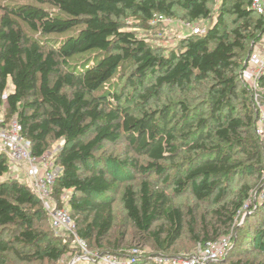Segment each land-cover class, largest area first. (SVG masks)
<instances>
[{"label": "trees", "instance_id": "obj_1", "mask_svg": "<svg viewBox=\"0 0 264 264\" xmlns=\"http://www.w3.org/2000/svg\"><path fill=\"white\" fill-rule=\"evenodd\" d=\"M6 1L0 0V106L6 100L7 121L18 117L34 155L44 156L50 139L63 140L53 196L64 207L61 199L70 192L67 208L88 247L99 254L121 248L118 240L109 242L116 222L110 198L117 192L116 182L97 152L123 138L135 153L147 157L144 165L107 159L131 166L144 177L137 188L127 186L121 194L126 218L138 235L153 241L157 250L169 251L187 231L196 244H204L230 229L253 187L244 185L238 201L227 200V187L249 169L264 171V146L256 135L258 112L242 114L233 103L248 43L264 33V14L252 10L253 0H233L231 10L226 9L230 0H221L206 34L186 36L179 51L167 56L125 30L121 20L131 15L149 25L157 15L175 17L179 8L185 22L197 23L212 19L215 0L2 3ZM227 12L235 16L231 30ZM73 30L55 42L47 39ZM116 77L142 91L144 102H160L166 89L183 97L137 117L122 104ZM9 79L14 92L6 95ZM192 84L205 85L206 115H197L194 100L185 95ZM259 84L264 87V77ZM262 105L264 109V94ZM251 161L256 164L246 165ZM8 174V156L0 151V229L12 227L18 233L6 243L0 234V264H11L6 256L10 253L27 264L57 263L68 252L74 257L75 248L68 250L40 230L46 221L52 227L50 216L27 185L3 182ZM149 175L176 196L193 195L197 212L175 207L167 190L157 188ZM207 205L211 210L199 214ZM209 217L221 228L212 234ZM232 246L217 264H242L231 263ZM124 256L128 264H154L152 254Z\"/></svg>", "mask_w": 264, "mask_h": 264}, {"label": "rangeland", "instance_id": "obj_2", "mask_svg": "<svg viewBox=\"0 0 264 264\" xmlns=\"http://www.w3.org/2000/svg\"><path fill=\"white\" fill-rule=\"evenodd\" d=\"M13 2L32 3L37 5L34 0H8L2 3L7 4ZM220 3L221 1L217 0H215V2H211L213 17L210 20H203L195 23L200 29L207 31L209 26L217 19L220 12ZM232 4L233 0H230L226 9L231 10ZM157 16H155V19L149 25H143L141 21L131 15L123 18L121 22L125 30L134 32L150 47L161 53L163 56H167L173 51H179L181 41L186 36L190 35V32L185 27V24L188 22H185L182 18V10L176 8V16L173 18L164 17V20H159L156 18ZM234 20L235 16L232 15L231 12H227L225 16V22L229 30L235 27ZM75 32L76 30H73L63 36L51 35L48 36L47 39L55 42L56 40L72 35ZM247 49L248 53L244 61V68L239 73L238 96L233 101V103L237 106L238 111L242 114H245L248 111L250 113L258 112L257 124L259 126L261 120V110L263 108L262 97L264 93L261 91L262 87L259 84L260 80L257 81L258 86H256L253 72L251 70V60L255 55L264 53V33H258L256 38L248 43ZM262 77H264V73ZM114 82L118 84L117 93L122 97V104L124 107L130 109L131 113L137 117L141 116L146 111L153 110L156 107L169 103L170 101H178L181 99V97H183V94L177 90L166 89L162 92V100L160 102H158L156 98H151V100L148 102H144L140 99V94L142 91H136L127 79L121 81L116 77ZM203 84L202 86L199 84H192L189 90L185 93L187 97H189L191 100H194L193 106H195L194 108L197 110V115H201L202 113L206 115L208 113L207 105L209 101L208 98L204 96V94L207 93V90L204 89L205 85ZM13 92L14 85L12 80L9 79L6 95H9ZM2 119L5 122L0 123V126L9 124L12 121V119L7 121L5 115L0 116V121H2ZM258 129L259 128L257 127L256 135L263 143L262 137L258 134ZM63 145V140H49L46 164L48 168L54 170L57 173L61 171V168L58 167L57 159ZM97 156L106 160L105 167L108 170L109 178L116 182L117 192L110 195V198L114 201L116 222L111 233V237L109 238V242L115 243L118 240L121 248H119L116 252L109 253L106 250L104 254H101L102 252L99 254L96 252L95 248L88 247L89 253L93 255L99 254L116 256L119 258V264H128L124 255L132 254L133 250H138L146 255H155L153 261L154 264H184L186 259L194 257L202 244H196V242L192 240L188 231L169 251L157 250L153 241L144 239L142 236L138 235L126 218V213L121 202V194L123 193L124 188L127 186H133L137 188L144 177L138 170L132 168L131 166L109 163L107 159L112 157V159L120 162L127 161L128 164L130 161L134 160L139 162L140 165H144L147 162V157L139 156L137 153H135L124 138L116 143L105 144L103 148L97 152ZM255 164V161L246 163V165L250 166ZM261 165L263 166L262 169H264L263 160ZM261 173L262 174L257 173V167H255V169H249L247 173H241L238 175L234 182L227 187V192L225 194L228 201H238L240 199L238 196V191L244 185L249 184L251 187H253V191L250 193L249 199L245 200L243 208L235 216L230 229L220 230L222 233L221 237H227L231 239V243L233 245L232 251L230 253L231 256L233 255L231 263L240 262L242 264H264V246H262V243L264 242V171ZM149 177L155 182V186L157 188L167 190V193L170 195V199L175 207H179L186 212L191 209L197 212L198 209L196 208V202L193 195L187 193L185 195L183 194L176 196L172 189H170L168 186L163 187V182H161L160 179H157L155 175H149ZM13 180L30 187L32 186L31 179L25 174L19 173L18 170H16V172H9V174L4 177L2 181L7 182ZM258 184V189H255ZM69 195L70 192L65 193L66 199H68ZM210 210L211 207H208V205L201 207L199 214H206V212H209ZM207 221L210 224L211 234L214 229H221L220 225H218L216 221L211 220L210 217L207 219ZM45 224L40 229L41 231L50 234L55 240H57L58 243L66 246L68 250L71 251L73 248H75L73 237L67 230L53 229L49 221H46ZM199 225L200 224L198 223V226L196 227L197 234L201 231V227H199ZM0 234L1 240L3 243H6L10 239H13V235H17L18 233L14 228L11 227L0 229ZM121 234H123V237H121ZM6 256L7 259H10L11 264H27L15 260L11 253L6 254ZM72 258L73 256H71V253L68 252V254H65L59 262L52 264H70ZM223 260L224 259H221L220 261Z\"/></svg>", "mask_w": 264, "mask_h": 264}, {"label": "built area", "instance_id": "obj_3", "mask_svg": "<svg viewBox=\"0 0 264 264\" xmlns=\"http://www.w3.org/2000/svg\"><path fill=\"white\" fill-rule=\"evenodd\" d=\"M221 1V0H217ZM252 10L257 14H264V0H253ZM159 20H164V16H157ZM186 29L190 32L188 36L205 35L207 31L200 29L195 23H186ZM251 70L256 86L264 73V53L255 55L251 60ZM260 83V82H259ZM257 90V89H256ZM261 91L264 93V87ZM258 96V94L256 93ZM4 100L0 106V116L4 115L7 108ZM2 119L0 123H4ZM258 134L262 137L264 145V109L261 110V120L258 126ZM0 150L7 154L9 159V172L23 173L31 179V191L40 199L45 211L51 218L52 228L56 230H67L73 237L77 253L70 264H119V258L110 255L90 254L87 242L80 238L77 227L67 208V199H61L64 207H61L53 196L54 186L58 177L57 172L47 167V153L38 157L33 154L32 142L22 136V126L15 116L9 124L0 126ZM231 239L221 237L215 241H208L199 247L197 254L186 259L184 264H217L223 259L231 248ZM140 251L134 250L133 254ZM127 260V259H126ZM128 263V260H127Z\"/></svg>", "mask_w": 264, "mask_h": 264}]
</instances>
